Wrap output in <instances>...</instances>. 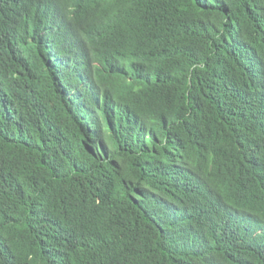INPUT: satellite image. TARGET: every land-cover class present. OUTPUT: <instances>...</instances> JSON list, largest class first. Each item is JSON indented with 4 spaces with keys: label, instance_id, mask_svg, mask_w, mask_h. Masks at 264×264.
<instances>
[{
    "label": "trees",
    "instance_id": "trees-1",
    "mask_svg": "<svg viewBox=\"0 0 264 264\" xmlns=\"http://www.w3.org/2000/svg\"><path fill=\"white\" fill-rule=\"evenodd\" d=\"M0 264H264V0H0Z\"/></svg>",
    "mask_w": 264,
    "mask_h": 264
}]
</instances>
